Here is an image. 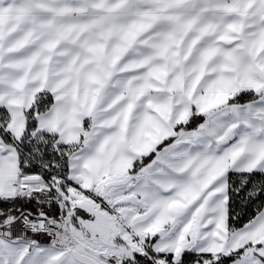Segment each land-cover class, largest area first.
<instances>
[{
	"label": "snow or ice",
	"instance_id": "6c2138e0",
	"mask_svg": "<svg viewBox=\"0 0 264 264\" xmlns=\"http://www.w3.org/2000/svg\"><path fill=\"white\" fill-rule=\"evenodd\" d=\"M0 264H264V0H0Z\"/></svg>",
	"mask_w": 264,
	"mask_h": 264
}]
</instances>
